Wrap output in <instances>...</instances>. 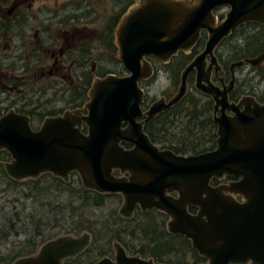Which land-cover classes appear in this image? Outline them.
Returning a JSON list of instances; mask_svg holds the SVG:
<instances>
[{
  "label": "water",
  "instance_id": "obj_1",
  "mask_svg": "<svg viewBox=\"0 0 264 264\" xmlns=\"http://www.w3.org/2000/svg\"><path fill=\"white\" fill-rule=\"evenodd\" d=\"M224 6L230 9L218 23L214 12ZM247 23L264 24V0H139L115 33L118 60L128 74L96 79L82 109L46 118L38 130L31 128L27 116L13 111L0 117V151L10 156L0 166L15 182L47 173L67 182L76 173L83 188L120 195L118 215L125 220L137 209L163 213L167 232L188 239L206 260L203 264H264V104L252 96L230 103L232 82L221 91L209 80L212 66L219 69L214 50ZM203 31L204 49L183 70L176 94L143 111L139 83L154 75L148 58L167 64L179 52L188 53ZM263 64L264 51L231 63L230 71ZM193 70L195 88L214 102L216 148L178 155L152 143L143 128L182 101ZM115 171L128 176L116 177ZM224 177L237 180L211 185L212 179ZM90 241L86 232L57 236L12 264H63L83 253ZM113 247L114 258L95 264H163L128 255L118 242Z\"/></svg>",
  "mask_w": 264,
  "mask_h": 264
},
{
  "label": "flooded vegetation",
  "instance_id": "obj_2",
  "mask_svg": "<svg viewBox=\"0 0 264 264\" xmlns=\"http://www.w3.org/2000/svg\"><path fill=\"white\" fill-rule=\"evenodd\" d=\"M138 3L139 0H3L0 2V97H3L0 98V117L13 111L18 115L27 116L31 128L38 130L46 118L61 116L66 111L82 109L88 102V92L96 79L104 78L107 75L126 76L128 73L118 60L115 33L123 16ZM229 9V6H224L215 10L214 13L218 23L223 20ZM89 15H92V17H88ZM99 15H111L113 17L109 20L108 27L104 28L103 31L98 28L89 32V25L99 23ZM257 24L259 23H247L233 30L231 35L224 39L214 50L219 69L216 70L215 66H212L209 80L221 91L227 89L232 82V89L228 93V101L230 103H237L245 96H252L257 102L264 104V102L261 103L258 100V96L264 94V92L260 91L258 84H255V86L251 85V91L243 93L239 72L241 69L250 66L235 68L232 74L230 65L234 61L228 66L224 63L228 56L224 54L223 44L229 38H231L230 40L235 38L236 44L240 43L245 36V34L242 35L243 33H234V31L243 26L246 27V31L249 28H253L252 25ZM203 37L204 41L201 43ZM206 40L207 33L203 31L188 53L179 52L167 64H163L154 58H148L153 67L154 76L158 72L160 73L164 66L169 65L174 58L180 55L190 56L191 58L180 72L181 77L186 66L202 53ZM199 42L200 47L197 48V52H193ZM106 62L110 65H119L121 68L119 71L107 68L104 65ZM153 63H157L159 68L156 67L157 65L154 66ZM209 64L210 59L207 57L206 68ZM250 69L253 68L250 67ZM148 80L139 83L142 89ZM195 80L196 70H193L187 79V87H190V84L192 86L189 92L187 88L186 95L182 101L192 95L193 91L199 97L206 98L212 103L211 117L213 120L214 102L210 96L201 93L195 88ZM34 96L37 97L34 98ZM164 99L169 100L170 98L167 99L165 97ZM182 101L176 106H179ZM150 106L145 107L144 92L143 111H146ZM156 118L144 124L143 130ZM143 119H138V121ZM122 127H125V125ZM81 132L83 134L87 133L84 124ZM123 146L125 149L131 148L127 144H123ZM113 174L116 177L128 176V174L121 175L118 171ZM75 176L78 175L70 173L67 182L60 178L58 179L70 183L72 177ZM235 180H237L235 177H224L221 180L212 179L211 185L218 186ZM79 182L81 183L80 179ZM236 198L241 200L239 196ZM137 211L140 210L137 209L135 213ZM114 243L112 244V251ZM40 247L37 248V251ZM84 252L80 255L84 254ZM77 257L66 259L63 264L67 260H77ZM105 257L111 258L112 256L108 255ZM112 258H114V255ZM247 263L249 264V262Z\"/></svg>",
  "mask_w": 264,
  "mask_h": 264
},
{
  "label": "trees",
  "instance_id": "obj_3",
  "mask_svg": "<svg viewBox=\"0 0 264 264\" xmlns=\"http://www.w3.org/2000/svg\"><path fill=\"white\" fill-rule=\"evenodd\" d=\"M252 27L256 29L252 33H245V26L234 31V33H243L242 35L245 34V36L241 39L240 43L236 44L235 42L231 44L229 55H227L228 58L224 62L226 66L233 61L253 58L264 51V24L252 25ZM203 41L204 37L201 39V43ZM199 45L200 42L196 45L193 52H197V48L200 47ZM190 58V56L180 55L174 58L169 65L163 67L174 87L178 86L180 72ZM251 71L256 74L259 82L264 80V65L258 69L253 68ZM247 90L243 89V93L247 92ZM200 98L197 99L195 96L190 95L179 106L161 114L148 124L144 132L161 149H169L178 155H197L214 150L216 148V125L211 117L212 103L205 100L200 104ZM258 100L263 103L264 94L258 96ZM183 106L185 113V116H183L186 120L183 122L184 125L181 132H184L185 135L181 138L177 137L178 139H175V143L161 140L166 138V125L175 122L174 117L177 114L179 115ZM203 132L204 134L200 135ZM9 159V154L5 151H0V161H8ZM0 175L6 180L7 186L33 184L34 189H40L43 183H48L49 186L44 190L45 195L54 187L59 192L67 193L69 198L68 202L59 208V211L62 213H68L66 220L64 217L58 218L56 214L39 218L38 223L34 224V229H32L31 236L28 238L25 246L12 258L0 264H12L18 258L34 254L38 248L34 243L36 237L42 236L46 228L49 231H53L54 228H64L66 224L70 226L69 231L75 233L87 232L91 235L92 239L90 246L84 254L78 256L77 260H67L65 264H94L111 254L114 242H119L128 254L139 255L142 258H151L155 263L202 264L206 262L204 258L200 257L191 248V243L188 239L179 235H171L167 232L166 223L168 218L156 210H149L145 214L137 211L132 219L125 220L118 215V210L113 209L111 210V214H109L111 215V219H102L93 212L106 206L109 200L121 202L120 195L98 194L84 189L80 182L77 187L72 186L73 182H63L50 174H43L37 180L29 179L15 182L8 178L0 166ZM47 178L49 179L46 180ZM43 179L44 181L40 183ZM47 205H50V202ZM42 206L46 205L42 204ZM55 209L56 207L52 208V211H55ZM189 211L194 213L196 208H189ZM31 219L34 220V217H31ZM10 228V234L11 232L14 235L18 233L13 225ZM8 234L5 233L4 239ZM54 237L51 233L46 235L47 241ZM236 264L248 263L240 262Z\"/></svg>",
  "mask_w": 264,
  "mask_h": 264
},
{
  "label": "rangeland",
  "instance_id": "obj_4",
  "mask_svg": "<svg viewBox=\"0 0 264 264\" xmlns=\"http://www.w3.org/2000/svg\"><path fill=\"white\" fill-rule=\"evenodd\" d=\"M88 17H92V15H89ZM112 17L113 16L111 15H99V23L95 25H89V32H91L92 29L98 28L103 31L104 28L108 27L109 20ZM255 30V28H249L245 33H252ZM235 41V38H233L232 40H228L223 44L225 51L224 54L226 56L229 55L228 53L230 52V46L232 43H235ZM104 65L107 66V68L115 69L118 71L121 68V66L119 65H110L107 62ZM153 65H157L156 67L159 68L157 63H153ZM239 75L241 77L240 84L243 85V89H248L247 92H250V86H255V84H258L262 93L264 92V80L259 82L258 77L254 72L251 71L250 67L241 69ZM191 86L192 85L190 84V87ZM143 87V90L145 92V107L150 106L151 103L161 98H171L176 94L178 89V86L174 87L171 84L168 75L163 69H161L160 73L158 72L157 75H153L152 78L149 79ZM190 87H187L188 92L190 90ZM192 95L197 99L200 98L194 91ZM36 97L37 96H34V98ZM200 99V104H202L206 100V98L204 97H201ZM184 114L185 113L183 106L179 112V115H175V122H173V124L166 125V138L161 140L165 142L175 143V139H178L177 137L181 138L185 135L184 132H181L182 126L184 125L183 122H185L186 120ZM185 131L188 132L187 130ZM203 134L204 132L200 135ZM48 179L49 178H47L46 180ZM43 181L44 179L40 183H42ZM71 182H73V184H71L72 186L77 187L79 185V177H72ZM48 186V183H43L40 189H34L33 184L7 186L6 180L3 179V177L0 175V263L12 258L25 246L28 238L31 236L32 229H34V224L38 223L39 218H44L50 214H56L58 215V218L64 217V219L66 220V216L68 213H62L61 211H59V208L64 206L68 202V194L65 192H59L53 187L45 195L44 190H46ZM49 202L50 205H47V203ZM120 203L121 202H115V200H109L106 206L96 209L93 213L100 216L102 219H111V215H109L111 214V210L114 209L117 211L120 207ZM42 204H45L46 206L43 207ZM54 207H56V209L55 211H52V208L54 209ZM31 217H34V220H32ZM12 225L14 226L15 230L18 231L16 235H14V233L12 232L10 234V226ZM69 227L70 226L66 224L64 228H54L53 231H49L48 228H46L42 236L36 237L34 239V243L38 247H40L47 241L46 235L48 233H51L53 237L65 235L79 237L81 234L85 233L78 232V234L73 231H69ZM5 233L9 234L4 239ZM113 255L114 249L111 252L110 257H113Z\"/></svg>",
  "mask_w": 264,
  "mask_h": 264
}]
</instances>
